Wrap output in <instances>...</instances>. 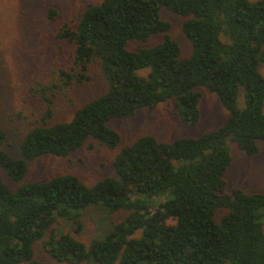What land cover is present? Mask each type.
Returning a JSON list of instances; mask_svg holds the SVG:
<instances>
[{"label":"trees","instance_id":"obj_1","mask_svg":"<svg viewBox=\"0 0 264 264\" xmlns=\"http://www.w3.org/2000/svg\"><path fill=\"white\" fill-rule=\"evenodd\" d=\"M162 7L184 17L188 57L170 37ZM55 15L49 8L48 17ZM154 34L162 41L128 47ZM57 36L73 44L77 70L61 73L88 79L89 64L97 62L106 89L67 121L44 117L24 134L18 157L3 148L0 127V169L18 184L10 188L0 178V264H47L34 256L37 242L52 259L69 264H264V193L226 188L227 142L247 155L264 143V0H96L74 28L64 25ZM199 87L215 93L227 110L218 128L170 142L142 135L118 149L113 174L92 185L71 173L23 182L35 157L68 156L90 139L116 148L120 135L108 121L140 108L174 98L180 119L197 123ZM50 113L47 108L45 116ZM90 206H100L105 220L115 211L127 213L109 220L86 245L77 236ZM58 219L71 232L57 228Z\"/></svg>","mask_w":264,"mask_h":264},{"label":"rangeland","instance_id":"obj_2","mask_svg":"<svg viewBox=\"0 0 264 264\" xmlns=\"http://www.w3.org/2000/svg\"><path fill=\"white\" fill-rule=\"evenodd\" d=\"M92 2L96 0H0V127L6 132L3 148L12 156L20 155L19 144L24 134L42 123L44 117L49 123L67 121L77 108L105 91V79L97 62L89 64L85 73L88 79L78 80L73 76L68 80L61 73L67 71L75 75L77 70L72 64L73 44L59 38L57 32L64 25L74 28L81 12ZM49 8L56 10L54 19L48 17ZM160 15L170 23L168 33L178 42L181 57H188L192 44L182 30L184 17L165 7L161 8ZM162 39V34H154L145 41H131L128 47H148ZM259 71L264 76L263 62L259 64ZM199 90L197 123L189 124L180 119L174 98L152 108H140L133 116L108 121V126L120 135L116 148L110 149L90 139L68 156L35 157L27 163L23 182L45 181L71 173L92 185L112 175V161L118 149L142 135L170 142L178 137H198L218 128L224 123L227 110L215 93L205 87ZM237 104L240 108L245 106L241 93ZM47 108L51 109L49 116H45ZM258 145L257 154L247 155L235 142H227L231 156L226 172L227 191L240 188L248 193H264V143ZM0 178L10 188L18 185L1 169ZM126 213L125 210L115 211L105 220L100 206H90L81 215L83 228L77 237L87 245L93 237L99 236L109 220L120 221ZM55 226L65 232L72 230L63 219H58ZM34 256L47 264H69L52 259L41 242L34 244Z\"/></svg>","mask_w":264,"mask_h":264}]
</instances>
